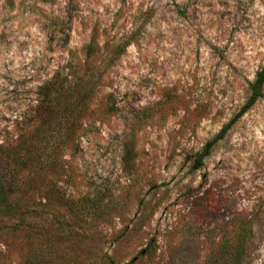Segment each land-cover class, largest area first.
Returning a JSON list of instances; mask_svg holds the SVG:
<instances>
[{"label": "rangeland", "instance_id": "rangeland-1", "mask_svg": "<svg viewBox=\"0 0 264 264\" xmlns=\"http://www.w3.org/2000/svg\"><path fill=\"white\" fill-rule=\"evenodd\" d=\"M262 67L264 0H0V264H264V98L195 167Z\"/></svg>", "mask_w": 264, "mask_h": 264}, {"label": "trees", "instance_id": "trees-1", "mask_svg": "<svg viewBox=\"0 0 264 264\" xmlns=\"http://www.w3.org/2000/svg\"><path fill=\"white\" fill-rule=\"evenodd\" d=\"M251 88V94L245 104L243 105L240 112L233 117L228 123H226L221 131L218 133L216 138L213 140H210L207 142L205 147L202 151L197 153L195 162V167H201L204 164V159L211 153L212 148L214 147L215 143L222 139L226 133L229 131V129L237 122V120L244 115L248 110H250L255 103L260 99L264 98V67H262L260 70H258L255 79L250 84ZM40 93L44 95L47 98V108L49 109V112L53 113L54 106L53 102L55 100H59L66 94V90L64 88V83L62 82L61 86H50L49 83H46L45 85L41 86ZM67 130L71 131L69 128ZM24 150V149H23ZM30 152L27 150H24L23 152L16 153L12 158L8 156L6 158L5 166L12 172V176H10L9 181H2L0 182V216H10L17 214L20 210L19 201L17 199L18 196L17 193L21 191V188L17 182L18 175L24 166L28 165L30 161ZM27 163V164H23ZM14 168H11L14 166ZM50 189V188H49ZM48 191L47 188H43V191ZM54 190V189H53ZM55 191V190H54ZM56 195L59 198L61 197V193L57 192ZM248 236V230L244 227V230L242 234L239 235L238 243H237V252L239 254L244 253L246 246H247V238ZM110 264H132V263H118L114 260H110Z\"/></svg>", "mask_w": 264, "mask_h": 264}]
</instances>
